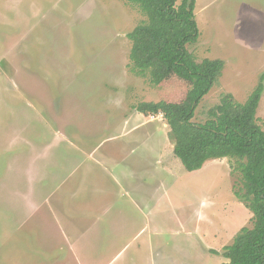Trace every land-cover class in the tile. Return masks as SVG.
Instances as JSON below:
<instances>
[{"label": "rangeland", "instance_id": "rangeland-1", "mask_svg": "<svg viewBox=\"0 0 264 264\" xmlns=\"http://www.w3.org/2000/svg\"><path fill=\"white\" fill-rule=\"evenodd\" d=\"M194 15L186 48L224 62L202 123L264 71V0H195ZM144 19L129 0H0V264H223L213 251L250 225L232 160L186 170L162 115L137 110L190 87L130 69Z\"/></svg>", "mask_w": 264, "mask_h": 264}, {"label": "trees", "instance_id": "trees-1", "mask_svg": "<svg viewBox=\"0 0 264 264\" xmlns=\"http://www.w3.org/2000/svg\"><path fill=\"white\" fill-rule=\"evenodd\" d=\"M145 15L130 32V69L148 77L156 86L171 76L190 87L177 102L143 104L145 115L161 114L169 126L167 136L173 153L188 171L197 170L208 159L232 160L237 174L234 195L248 208L251 223L242 226L232 242L223 246V264H264V131L257 123L256 109L264 89V71L244 102L225 93L208 110V118L193 122L200 100L221 75L220 58L198 60L186 48L197 41L199 31L194 15L195 0H129Z\"/></svg>", "mask_w": 264, "mask_h": 264}]
</instances>
